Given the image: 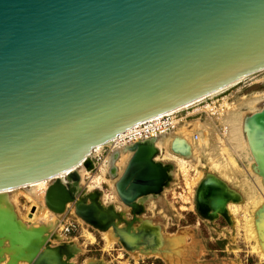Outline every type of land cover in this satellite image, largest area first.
Instances as JSON below:
<instances>
[{"label":"water","instance_id":"obj_1","mask_svg":"<svg viewBox=\"0 0 264 264\" xmlns=\"http://www.w3.org/2000/svg\"><path fill=\"white\" fill-rule=\"evenodd\" d=\"M262 69L264 0H0V190L70 170L134 124ZM145 141L115 183L129 223L166 179ZM74 199L47 188L55 211ZM75 211L98 226L106 212Z\"/></svg>","mask_w":264,"mask_h":264},{"label":"rangeland","instance_id":"obj_2","mask_svg":"<svg viewBox=\"0 0 264 264\" xmlns=\"http://www.w3.org/2000/svg\"><path fill=\"white\" fill-rule=\"evenodd\" d=\"M251 97H264V69L178 110L177 116L181 120L176 126L186 124L188 129L196 120H210L216 123L206 106L219 107V104L223 102L238 104L240 100L239 109L247 110L249 106L246 100ZM215 127L218 137L225 139L219 124ZM192 132L195 138L196 131ZM213 135L212 130L211 144H209L211 150L208 148L209 152L211 151L210 156L207 158L197 151L189 157L191 161L186 165L187 175L183 171L186 167L178 159L172 156L162 157L159 152L157 153L161 157L160 160L168 164V178L160 191L147 194L141 198L140 202L135 201L140 209H134L135 218L131 223L129 220L132 218V207L121 201L114 187V182L119 177L118 173L110 174L105 169V162L103 163V157L107 152L115 147L121 149L128 142L122 144L108 141L98 150L90 151L88 162L94 164L91 169L93 178L91 180L85 178L79 189H87L85 184L88 182L91 192L96 193L99 202L111 211L112 220L105 227H95L80 219L73 211V206L69 205L62 214L58 215L53 229L43 239L40 250H32V252L37 251L33 258L19 260L18 263L264 264V252L254 238L253 232L248 231L247 224L249 218L254 216L256 205L264 204V193L261 192L253 176L245 170L242 171L252 156L247 155L244 158L237 155L238 167L235 168V172H230L228 167L226 171H222L221 168L220 171L224 172L221 176L219 170L211 164L213 158L222 161L219 150L213 148L214 142L211 139ZM209 175L221 180L228 190L236 192L235 198L227 200L224 205L217 208L212 206L205 193V188L208 187L205 180ZM244 180L253 185L252 191L255 192L253 195L255 199H253L259 200L256 205L249 197L252 193L249 192V184L244 183ZM28 190H30L29 187L8 191L10 198L17 197L18 202L14 206L22 215L26 211L34 212L36 209L38 212L42 209L40 204H37L35 208L36 206H32V201L23 197L22 194H26ZM196 191L202 205L196 199ZM5 199L4 205L1 202L0 204L10 210L16 219V214L8 202L9 198ZM213 207L216 210L213 211ZM26 219L22 220L26 224H32L29 219ZM24 253L27 254V251ZM42 253H44L43 257ZM9 254L8 251L3 253L1 263L7 260ZM36 261L38 263H35Z\"/></svg>","mask_w":264,"mask_h":264},{"label":"bare ground","instance_id":"obj_3","mask_svg":"<svg viewBox=\"0 0 264 264\" xmlns=\"http://www.w3.org/2000/svg\"><path fill=\"white\" fill-rule=\"evenodd\" d=\"M246 76L242 77L241 79L245 78ZM238 81H235L206 96L200 97L182 106L167 111L166 114L186 108L191 104L196 103L202 100L203 98L210 96L214 93H217ZM246 101L248 102V106H249L247 110L239 109L238 105L240 103V100L238 104H235L233 102L232 103L223 102L222 104L221 103L219 104V107L206 106V109L211 111L212 119L216 123H213L210 120H204V121L196 120L194 121L193 126L187 129V126H185L186 124L176 126V124L181 120V118L175 117L174 123L172 121V123L174 124V127L172 129H170L169 131H167L162 135L159 136L152 135L151 137H148V139H146L145 142H148L156 149V152L153 155V159L166 166V179L168 178V164L161 161L160 156L162 157L172 156V158H176V160L178 159L186 167L184 168L183 171L184 174L187 175L186 165L191 161L190 159H188L189 157H192L197 151L201 152L206 157L210 156L211 151L209 152L208 148L210 147L209 144H211L210 134L212 133L213 130L214 137L211 136L212 137L211 139L214 142V147L213 146L211 147L217 148L219 150V156L221 157L220 159L222 160V161H218L212 157L213 159L210 160L214 168L219 170L220 175L224 174V172L222 171L223 170L226 171L225 169L227 167L229 171L231 170L230 172L233 173L235 172V168L238 167L236 162V156L239 155L240 157L245 158L247 157V155H251L252 158L250 159V162L247 165H245L242 171L245 170L246 173H250L253 176V179L258 184V187L260 188L261 192L264 193V145H261L262 141L259 135L260 132L264 129V97H255V98L251 97ZM217 124H219L221 128L220 131L225 139H221L218 137V134L215 131L216 129L215 126ZM192 131H196L197 136L195 138L193 137L194 133ZM126 132H128V130L122 131L121 133L118 134V136L122 137ZM113 139L111 141H114ZM136 141L128 142V144L121 147V149H117L115 147L111 149L109 152H107L106 155H104L103 163L105 162V169H107V171H109L110 174L118 173V176L122 175L126 163L128 162L130 156L134 151V146L137 143ZM123 143L125 142H122V144ZM101 146L103 145H96L90 151H96ZM158 152L160 153V156L157 155ZM88 154L85 160H83L81 163H79L77 166H75L70 170L59 173L58 175L51 178L42 179L27 185L17 187V188L29 187L30 190L25 192L26 194L23 193L22 195L25 199H28L29 201L33 202L32 204L33 207L36 206L35 208H37V204H40L42 206V209H39L38 212L34 208L35 209L34 212L26 211L25 214L23 215L20 214L18 208L14 206L17 205L18 202L17 197L10 198L8 194V191L17 188L0 190L1 204L4 205L3 202H5L6 201L5 198L8 197L9 198L8 202H10L11 209L14 210V213L16 214L17 217L15 219L14 214L11 213L10 210H8L6 207L0 204V264H17L22 260H26V259L30 260L31 258H33L34 254L37 251L32 252V250L33 249L40 250L43 239L53 229L57 221L58 215L62 214L66 210L67 206L72 205L73 211L77 214V216H79L80 219H82L80 215L75 211L76 201H79L80 203L83 204L96 203L103 210H106V212L102 213V219H101L102 226L92 224L93 226L100 228L105 227L107 226V223L112 220L111 211L107 209L106 205H103L99 202L96 193L91 192L90 190L91 186L89 185L88 182H86L85 184L88 187L87 189L86 188L82 190L79 189V187L81 188L80 184L85 181V178H88L89 180L93 178L91 169L94 164L92 162L91 163L88 162ZM230 167H232L233 170ZM221 168L222 171H220ZM166 179L164 180V183ZM117 180L118 179H116V181ZM245 180L243 181L244 183L247 182ZM57 181L66 189H70L73 195L75 196L74 200L66 202L65 208L62 211L53 210L52 208L46 205V200H45L48 186ZM115 183L116 182H114V187H115ZM205 183H207L208 186L205 188L206 189L205 193L209 198L212 206H214L215 208L224 205L227 200H231L232 198H235V196L237 195L236 192H233L232 190H228L224 185V183L213 175H209L208 178L205 180ZM248 184H249L248 186L249 192L252 193L249 197L251 201L254 202L256 205V203L259 202V200L258 199H256V201L254 200L255 198L253 197V195L255 192L253 193L252 191L253 185H251V183ZM113 189L114 188H112V190ZM152 193L155 192H150L147 194H152ZM147 194L138 196L135 199V201L140 202L141 198L146 196ZM255 208L256 209L254 216L250 217L247 223L248 231L253 232L254 238L256 239V241H258L261 250L264 252V204L261 206L256 205ZM26 218H28L32 222V224H26L22 220ZM85 222L87 223V221ZM64 247L66 250L65 245ZM24 250L27 251V254L24 253L25 252ZM6 251L10 252V254L7 260L1 263V261L3 260V253ZM43 255L44 253H42V257ZM35 263L38 262L36 261Z\"/></svg>","mask_w":264,"mask_h":264},{"label":"built area","instance_id":"obj_4","mask_svg":"<svg viewBox=\"0 0 264 264\" xmlns=\"http://www.w3.org/2000/svg\"><path fill=\"white\" fill-rule=\"evenodd\" d=\"M177 112L178 111L172 113L170 112L167 114L166 112H164L162 114H159V116L156 115L138 122L130 128L126 129L128 130V132H126L122 137L117 135L118 137L116 136L113 139L114 143L132 142L136 140L148 139V137H151L152 135H162L174 127V118L178 117Z\"/></svg>","mask_w":264,"mask_h":264}]
</instances>
